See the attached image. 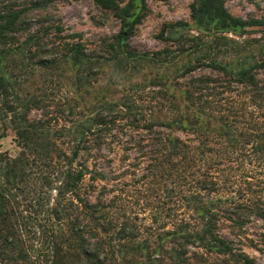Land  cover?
I'll use <instances>...</instances> for the list:
<instances>
[{"label":"trees","instance_id":"obj_1","mask_svg":"<svg viewBox=\"0 0 264 264\" xmlns=\"http://www.w3.org/2000/svg\"><path fill=\"white\" fill-rule=\"evenodd\" d=\"M94 1L121 22L94 49L60 24L55 38L52 25L32 28L28 7L0 9V264H256L237 241L255 245L246 226L264 219V34L244 38L264 19L194 0L191 23L162 26L174 46L143 52L130 39L144 0ZM112 68L140 81L119 98L102 86L93 96ZM65 74L68 113L26 87ZM9 130L17 153L3 148ZM117 149L136 153L125 174L141 172L138 184L159 196L149 225L137 185L114 174Z\"/></svg>","mask_w":264,"mask_h":264},{"label":"rangeland","instance_id":"obj_2","mask_svg":"<svg viewBox=\"0 0 264 264\" xmlns=\"http://www.w3.org/2000/svg\"><path fill=\"white\" fill-rule=\"evenodd\" d=\"M126 2L127 0H121ZM194 0H144V7L142 12L144 17L136 27L134 35L130 39L132 47L139 51H157L163 49L168 45H173L172 40H167L165 37H161L160 32L162 26L166 22L185 20L191 21V3ZM225 4L229 11L236 16L247 18L256 17L264 19V0H225ZM19 5L30 8L27 13V18L31 20V27H38L39 23L45 26L52 25L53 30L51 38H55L57 29L55 26L60 24L63 27L62 34L69 36L71 34L80 33L84 42L89 48L94 49L99 43V40L106 36H111L117 33L121 29L120 20L110 11L101 8L94 0H0V9H5L7 6ZM264 34V25L257 27H249L245 35V39L260 38ZM144 73L148 74L152 72L151 66L144 65ZM68 74V73H67ZM61 80L52 82H45L41 76H35L29 83L27 89L34 94L44 97L46 100H60L66 103L64 108L68 113L70 106L69 100L73 97L69 80L65 77ZM142 75V74H140ZM139 75V76H140ZM264 76V71L261 73ZM135 76L132 73H125L116 70V68L109 69L104 77L103 83L95 84L94 88L89 90L94 96L97 92L95 90L102 86L100 94L119 98L123 94V90L130 84V78L135 81H140V77ZM45 82V83H44ZM147 90V89H146ZM148 91V90H147ZM130 92H126L128 94ZM131 94L135 97H140L137 91L131 90ZM151 94L144 93L145 100L139 101V104H144L145 107L150 108L151 102L149 101ZM62 99V100H61ZM55 107L52 108V110ZM65 113V114H67ZM32 117H40V111L35 110L31 113ZM124 121H122L123 123ZM124 128L126 126H123ZM128 133L133 131L130 128ZM126 130V129H125ZM135 132V131H134ZM139 134L136 132V135ZM123 141L121 145L124 146L129 139L128 135L121 137ZM121 139V140H122ZM118 140V138L114 139ZM126 140V141H124ZM2 145L4 149H8L12 153H17L19 148L14 139V133L9 130L7 135L2 139ZM107 153V152H106ZM129 159H125V151L117 149L116 153H112L110 158L114 159L113 167L114 174L121 177V180H127L132 184L137 185L135 191V201L137 203L136 210L139 213L140 220L149 225L151 223L150 217L152 216V208L156 206V202L159 201L157 194L148 186H140L138 184L141 172L134 177L132 174H125L129 163L134 162L135 152L130 151ZM126 160V161H125ZM100 166L110 173V167L105 160H100ZM133 199V200H134ZM161 202H165L168 199L163 194L160 197ZM154 209V208H153ZM248 236L254 239L255 245L244 238L241 242L237 241L239 247H241L247 254L253 257L256 264H264V238L262 232H264V219L253 216L246 226ZM222 233L230 238H234L228 233V229H224Z\"/></svg>","mask_w":264,"mask_h":264}]
</instances>
